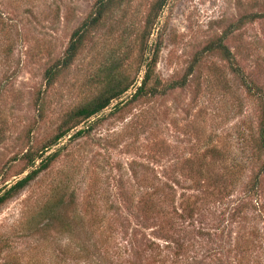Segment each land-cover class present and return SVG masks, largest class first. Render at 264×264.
<instances>
[{"label":"rangeland","instance_id":"1","mask_svg":"<svg viewBox=\"0 0 264 264\" xmlns=\"http://www.w3.org/2000/svg\"><path fill=\"white\" fill-rule=\"evenodd\" d=\"M97 2L0 0V192L74 111L130 83L0 206V264H264L263 108L247 88L264 98V0H167L153 23L158 0H109L48 83ZM156 45L158 92L133 99Z\"/></svg>","mask_w":264,"mask_h":264},{"label":"trees","instance_id":"2","mask_svg":"<svg viewBox=\"0 0 264 264\" xmlns=\"http://www.w3.org/2000/svg\"><path fill=\"white\" fill-rule=\"evenodd\" d=\"M166 1L167 0H158L156 6L154 7L156 12L154 14V17L151 23H153V21L157 18V13L163 8ZM108 3H109V0H98L97 8L95 10L94 15L88 18L78 29H76L73 32L72 38L70 39V42L68 44L67 49L65 50V53H64V56L61 62L58 64V66L50 68L46 71V80L48 83L52 82L54 77L56 76L57 67L59 68L66 67L72 63L78 49L80 48L82 44L83 33L86 30H88V28L96 25L101 20ZM220 48L221 49L223 48L222 50L225 53L226 57L230 56V53L227 51L226 48H224L222 45ZM158 54H159V45H156V48L154 50V53L151 59L145 65L146 69H145L143 78L141 79L140 85L136 87V92L133 95V99H136L140 97L141 95L148 93V92L151 94H155L158 92L157 86L160 84L159 80L156 79L154 81V84L152 86H149V82L152 80V77L154 75V70H155L157 59H158ZM129 85L130 83L129 84L117 83V84L112 85L111 87H108L103 93L98 95L92 102L74 111L73 114H71L68 121L66 122L65 127L60 128L59 131L53 136L52 140H50L48 143L43 145V147L39 149L37 153L35 154H32L31 152L26 153L25 156L26 158H28V161L30 162V165L32 167L37 159L38 160L40 159V162L38 166L31 169V171L28 172L24 177L17 180L14 184L10 185L4 191L0 192V206L6 203L8 200H10L24 187H26L33 179H35L39 175L40 172L47 169L50 163L53 160H55V158L58 155V151H54L46 155L44 158H42V155L44 153L48 152L51 147L55 146L61 138H63L64 136H67L68 133L72 129L77 127L80 123L97 115L99 112L105 109L111 103L112 100L119 99L128 90ZM179 85L182 86L183 84H179ZM172 86H175V84L174 83L168 84V87H172ZM247 88L249 92H251L252 94L258 95L259 99L260 98L262 99L261 104L263 108V113H262L263 115H262V120L260 124V129H259V140H260L259 147H261L264 150V98L262 97V94L259 89L252 90L251 86H248ZM84 132L85 130L83 129L78 130L73 136H80Z\"/></svg>","mask_w":264,"mask_h":264}]
</instances>
